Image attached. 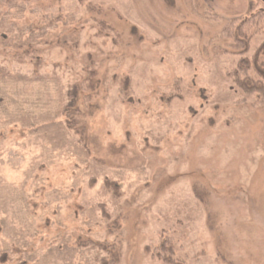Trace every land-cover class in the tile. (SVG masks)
<instances>
[{
	"label": "rangeland",
	"instance_id": "obj_1",
	"mask_svg": "<svg viewBox=\"0 0 264 264\" xmlns=\"http://www.w3.org/2000/svg\"><path fill=\"white\" fill-rule=\"evenodd\" d=\"M244 57L264 0H0V264H264Z\"/></svg>",
	"mask_w": 264,
	"mask_h": 264
},
{
	"label": "trees",
	"instance_id": "obj_2",
	"mask_svg": "<svg viewBox=\"0 0 264 264\" xmlns=\"http://www.w3.org/2000/svg\"><path fill=\"white\" fill-rule=\"evenodd\" d=\"M213 5V4H212ZM242 17V16H240ZM219 16L217 14H212L210 17L211 21H217L219 20ZM253 17L248 20L247 17L244 18H238V19H231L229 22H225L224 26H221L220 31L223 30V33L228 36V38H233L236 42V49L239 48L238 54H250L251 52V43L249 42V39L245 40V33L244 31L247 30L248 26L251 24V20ZM255 19V18H254ZM253 19V20H254ZM221 22V21H219ZM237 22H241V24L236 26ZM222 32V31H221ZM234 48V47H233ZM235 49V48H234ZM251 57V54H250ZM249 58L244 57L241 59L239 63L238 68V74L239 71L242 70L245 67H248L249 65ZM230 78L233 80L232 83L236 85L238 88L243 90L245 93H258L260 96H264V82L263 81H256L255 79L247 78L246 80L240 79V74H231Z\"/></svg>",
	"mask_w": 264,
	"mask_h": 264
}]
</instances>
